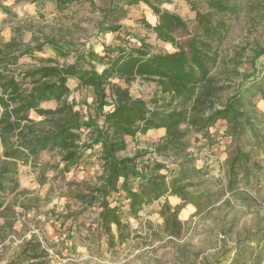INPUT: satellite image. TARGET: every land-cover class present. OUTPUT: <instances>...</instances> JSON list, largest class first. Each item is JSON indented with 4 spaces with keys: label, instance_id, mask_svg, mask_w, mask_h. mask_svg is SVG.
<instances>
[{
    "label": "trees",
    "instance_id": "1",
    "mask_svg": "<svg viewBox=\"0 0 264 264\" xmlns=\"http://www.w3.org/2000/svg\"><path fill=\"white\" fill-rule=\"evenodd\" d=\"M54 1L59 9L74 2ZM247 1L189 0L194 18L188 22L162 9L175 8V0H113L97 25L94 40L99 50L51 38L33 46L13 39L0 49L4 157L28 160L58 151L67 168L91 159L103 173L99 185L76 197L80 210L64 218L71 228L62 236L64 254H78V246L101 250L105 244L109 252H116L133 239L146 246L162 242L163 235L169 241L179 239L184 232L181 211L192 218L206 217L223 198L212 190L216 185L237 200L252 198L247 188L264 179V168L249 151L264 153V46L251 50V71L245 74L238 71L243 64L238 57L230 59L223 49L233 19ZM250 1V10L264 5V0ZM140 6L157 18L149 30L175 52H157L145 38L119 24L129 16L128 10ZM177 32L190 36L189 41L179 43ZM46 50L54 57H41ZM72 54L71 63L59 62ZM23 58L40 59L41 65L17 73ZM215 71L229 82L233 76L240 78L225 99L229 87ZM71 81L78 91L92 94L91 102H83V113L69 101ZM138 83L154 85L149 100L132 95ZM51 103L57 105L54 110L44 107ZM35 118H42L43 127ZM151 131H165L151 153L166 161L174 158L173 169L159 162L146 165L142 154L124 155L130 142L138 143ZM214 150L227 154L222 179H213L201 158L206 151L214 155ZM15 166L0 167V211L5 196L18 189ZM161 200L158 224L146 221L143 233L133 222ZM263 237L260 230L238 240L234 250L225 252V262L248 264L254 254L249 243H260ZM48 258L42 243L31 239L9 264H49Z\"/></svg>",
    "mask_w": 264,
    "mask_h": 264
},
{
    "label": "rangeland",
    "instance_id": "2",
    "mask_svg": "<svg viewBox=\"0 0 264 264\" xmlns=\"http://www.w3.org/2000/svg\"><path fill=\"white\" fill-rule=\"evenodd\" d=\"M65 9H59L54 0H0V49L13 39L23 45H36L45 38L72 45L91 44L96 50L94 40L97 25L102 21L104 11L109 8L113 0H73ZM189 0H175L172 13L181 16L185 21H192L194 14L188 7ZM252 1L248 0L245 9L233 19L232 28L223 49L230 59L237 58L243 64L238 67L241 74L251 71V50L256 45L264 46V5L250 10ZM128 17L119 22L127 31L146 39L157 52L173 53L176 49L171 44H165L156 39L148 27L155 26L157 18L151 10L140 6L128 10ZM118 24V22H117ZM179 43L185 44L190 36L177 32ZM54 57L50 50H46L41 57ZM75 55L67 61L71 63ZM241 57V58H240ZM263 63V62H262ZM41 65V60L23 58L19 61L18 72ZM102 69L101 66L98 68ZM218 80L225 82L227 88L224 99L231 95L240 78L233 76L231 82L226 81L215 71ZM228 78V77H227ZM71 95L69 101H74L76 111L85 112L87 107L83 102H91L89 91H78L75 82H70ZM135 97L149 100L154 93V85L138 83L131 88ZM37 125L42 126V118H35ZM43 127V126H42ZM165 136L162 131H152L140 137L138 143L130 142L127 157L142 154L144 164L165 163L169 170L174 167L170 162L151 153L154 147ZM221 142L227 140L220 139ZM230 144V143H229ZM254 160L264 168V153L249 148ZM216 154V155H215ZM224 151L214 150V155L203 152L201 158L210 169L213 179H222ZM95 161V160H93ZM16 163V180L18 189L12 196L4 198L5 207L0 211V264L13 262L21 253L24 245L32 240L42 243L49 253V264H230L225 262V252L234 250L238 240L244 239L260 230L264 234V179L253 188H247L251 199L237 200L224 193L221 186H214L213 191L223 194L214 210L206 217H190V213L181 211L179 219L184 225V232L179 239L169 241L162 236V242L142 245L138 240H130L116 252H109L106 245L91 247L87 250L77 248L78 253L86 251L84 255L76 252L66 253L62 236L70 228V222L64 218L70 213L80 210L81 204L76 197L87 194L88 188L100 184L103 173L90 159L80 161L77 165L67 168L60 153L43 152L37 158L9 159L4 157V149L0 143V167ZM227 201V202H225ZM175 204V202H174ZM156 209L145 210L140 220L133 222L139 230L147 232L146 221L152 225L158 224ZM65 220V221H64ZM61 237V238H60ZM254 254L248 264H264V237L260 243L251 242ZM53 246V247H52ZM63 254V255H62Z\"/></svg>",
    "mask_w": 264,
    "mask_h": 264
},
{
    "label": "crops",
    "instance_id": "3",
    "mask_svg": "<svg viewBox=\"0 0 264 264\" xmlns=\"http://www.w3.org/2000/svg\"><path fill=\"white\" fill-rule=\"evenodd\" d=\"M75 86H76V85H75ZM139 97H141V96H139ZM44 107H47V108H50V109H53V110H54V109L57 107V105L51 103V104H46V105H44ZM151 132H152V131H151ZM162 132H164V134H165V131H162ZM226 156H227V155H226ZM226 158H227V157H226ZM30 159H32V158H30ZM12 195H13V194H12ZM12 195H7V196H12ZM7 196H5V197H7ZM163 203H164V201L161 200V201L156 202V203H154L153 205H151V206L145 208V210H154V209H156L155 215H156L157 218H158V212H159V210H160V208H161V205H162ZM4 208H6V207H5V203H4V206H3L2 210H3ZM158 221H159V220H158ZM101 245H103V244H101ZM85 253H86V251L82 250V253H78L77 255H80V254L84 255Z\"/></svg>",
    "mask_w": 264,
    "mask_h": 264
},
{
    "label": "built area",
    "instance_id": "4",
    "mask_svg": "<svg viewBox=\"0 0 264 264\" xmlns=\"http://www.w3.org/2000/svg\"><path fill=\"white\" fill-rule=\"evenodd\" d=\"M168 162H170V163H175L176 160H175L174 158H171V159L168 160ZM159 244H160V243L157 242V243L155 244V246H157V245H159Z\"/></svg>",
    "mask_w": 264,
    "mask_h": 264
}]
</instances>
